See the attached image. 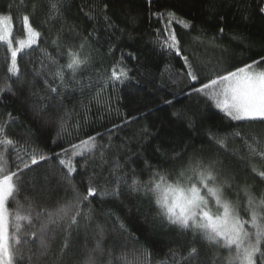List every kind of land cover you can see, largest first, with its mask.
<instances>
[{"label": "trees", "instance_id": "trees-1", "mask_svg": "<svg viewBox=\"0 0 264 264\" xmlns=\"http://www.w3.org/2000/svg\"><path fill=\"white\" fill-rule=\"evenodd\" d=\"M10 3L13 0H0V13L10 11L14 41L26 38L20 19L22 10H9ZM263 5L264 0H62V14L48 20V5L32 13V0H28L30 23L41 35L32 48L18 54V78L8 73L10 52L0 43V88L11 85L10 91L0 93V124L5 125L7 136L18 142L17 147L27 142L28 153L34 148L37 156L43 154L51 159L40 161L34 170L25 172L20 203L26 206L25 197H32L37 209L55 210L73 199V185L81 194L86 193L94 173L98 192L105 188L110 191L117 161L121 167L116 171L127 184H121L118 196L98 194L90 198L91 203L84 202L78 217L81 226L73 229L62 260L66 233L57 229L47 254L41 255L39 222L30 228L27 221L20 222L21 243L17 245L14 220L10 219L11 244L21 252L13 264H83L88 250L100 239L101 228L106 250L101 262L107 260V250L111 249L114 256L122 252L129 257L143 254L144 264H181L180 256L187 255L194 243L191 234H182L166 222L162 225L156 216L154 198L132 191L129 185L134 175L146 183L151 169H179L191 157L202 158L205 164L219 159L224 175L235 178L226 195L233 202L239 195L240 214L247 218V197L239 189L248 184L256 196L264 192V184L252 171L253 167L264 170V158L250 155L246 145L232 133L239 130L259 134L264 150V122H252L238 129L237 125L244 122L230 120L199 93L189 95L193 84L186 75L183 57H188L205 82L215 73L260 60L264 57V15L260 11ZM168 13L190 25L184 28L175 20L171 22L170 30L179 42V56L162 48L157 38L158 33L160 40L166 38ZM89 15L93 18L89 19ZM85 38L82 55H90V63L77 75L83 85L91 87L81 91L78 85L77 90L64 96L62 103L58 98L49 99L44 81L53 83L51 73L57 65L51 64L48 56L54 57L58 65H66L68 48L77 50ZM115 65L125 68L129 78L122 84H105L104 78ZM98 91L97 100L94 97ZM61 123L66 131L61 130ZM91 136L96 138V158L85 154L86 163L84 157H72L76 172L67 178V169L59 164V159H67L74 151L73 144ZM214 138H226L227 148L216 144ZM101 148L107 163L100 159ZM24 158L28 159V155ZM7 160L8 169L15 171L17 152L9 149ZM106 179L113 183L106 184ZM8 207L11 213L17 210L11 199ZM26 212V207L21 209V214ZM86 215L91 219L85 220ZM65 223L61 222V228ZM31 232H36V237ZM195 244L200 256L193 264H210L216 250L203 240ZM172 252L178 255L173 257ZM219 255H227V250L219 249Z\"/></svg>", "mask_w": 264, "mask_h": 264}, {"label": "snow or ice", "instance_id": "snow-or-ice-1", "mask_svg": "<svg viewBox=\"0 0 264 264\" xmlns=\"http://www.w3.org/2000/svg\"><path fill=\"white\" fill-rule=\"evenodd\" d=\"M45 4L48 5V20H54L62 14L60 6L62 0H32V13H35L38 7H43ZM8 7L9 10L12 7H18L22 10L20 19L26 33V38H19L14 41L13 17L10 11L8 14L0 13V43L5 44L8 52H10L8 73L18 78L20 72L17 64L18 54L25 49L32 48L41 33L32 27L30 23V15L27 11L28 0H18V3L17 0H13V3H10ZM106 7L107 5H105ZM260 11L264 12V7ZM92 18L89 15V19ZM105 19H108L106 13ZM173 20L183 25L184 28L190 27L188 22L179 19L174 13H168L167 26L164 30L166 38L160 40L159 33L157 38L162 48L173 50L179 56L181 55L179 42L175 32L170 30ZM220 31L223 32V29L221 28ZM90 35L91 33H89ZM14 43L18 46H14ZM86 43L87 38L80 43L77 50L68 48L66 65H58V61L54 57L48 56L51 64L57 65L54 73H51L53 83H49L47 79L44 81L45 90L50 94L49 99L58 98L62 103L64 96L69 91L77 90L78 85L81 91L85 87H91V84L83 85L77 75L83 67L90 63V55H82ZM183 60L187 69L186 75L193 84L189 95L199 93L211 100L215 107L230 120L244 122L237 125L238 129L244 128L252 122H264V67H260L258 70V66L264 63V57L242 67H237L235 70L215 73L206 82L201 80L198 71L189 62L187 56H184ZM117 68H119V71H117ZM65 69L68 70L67 73ZM128 78L127 70L115 65L111 70V74L104 79L105 84L112 82L114 85L117 82L122 84ZM197 82H199V86H196ZM6 89L10 91L11 85L6 84L5 87L0 88V93ZM99 96L100 92L98 91L94 99L98 100ZM60 127L62 131H66L64 123H61ZM232 135L241 139L249 149L250 155H259L264 158V150L261 149L259 134L254 132L244 133L237 130ZM214 139L216 144L222 148H227L226 138ZM17 145V141L7 136L5 125L0 124V264H13L14 257L21 255L19 248L13 249L10 244V219L14 220L15 243L17 245L21 243L22 225L20 222L27 221L29 228L39 222L41 255L47 254L50 248V240L55 238L57 229L66 233L61 248L60 259L62 260L64 251L70 246L73 229L78 230L81 226L78 217H81L80 209L84 202L91 203L90 198L98 194L118 196L121 184H127L124 176L119 175L116 171L121 165L117 161L114 166L112 175L115 176V182L110 191L105 188L104 192H98L94 182L97 174L94 173L93 177L89 178L86 193L81 194L73 185L74 197L71 201L58 206L55 210L46 207L37 209L34 207V198L32 197H25L28 200L26 206L19 201V194L24 185V174L28 170H34L33 166L40 161L51 158L43 154L37 156L34 148L31 153H28L27 142L24 145H19V147ZM71 147L74 149L71 156L67 159H59V164L67 169L65 176L69 179L76 172L72 157H84L86 163L88 157L85 154L91 155L93 159L96 158V138L94 136L88 137ZM9 149L17 152L18 163L15 171L8 169L7 154ZM65 154H67V150H65ZM25 155H28V159L24 158ZM99 156L103 163H107L104 159L105 151L103 148L100 149ZM174 163H179V161H174ZM252 171L264 184V170H257L253 167ZM149 175L150 179L146 183H141L134 175L129 187L132 191H142L145 196L154 198L156 216L162 225L166 222L167 225L176 226L182 234H191L194 243L188 248L187 255L180 256L181 264H193L194 261L198 260L200 252L195 244V241L198 240L206 241L208 246L216 250L212 255L210 264H264V192L256 196L252 191V186L248 184L239 189L247 197V206L244 208L247 218H245L240 214L239 195L237 196V202H233L226 195V190L232 188V181L235 178L224 175V167L219 159L210 160L205 164L202 158L191 157L187 164L179 169L158 167L151 169ZM105 182L106 184L113 183L107 179ZM10 199L17 206L14 213L9 211ZM25 207L27 212L21 214V209H25ZM83 218L85 220L91 219L90 215ZM62 221H66L63 228H61ZM49 225H54L55 228L50 230ZM120 227L123 229L124 225L121 224ZM36 235V232H31V236L36 237ZM99 236L100 239L96 240L95 247L88 250V255L83 264H144L143 254L133 253L129 257L126 252H122L121 255L114 256L111 249L107 250V260L101 262V257L106 252L102 246V228ZM219 249H226L227 255L220 256ZM171 254L173 257L178 255L175 252ZM205 264H208V262L206 261Z\"/></svg>", "mask_w": 264, "mask_h": 264}, {"label": "rangeland", "instance_id": "rangeland-1", "mask_svg": "<svg viewBox=\"0 0 264 264\" xmlns=\"http://www.w3.org/2000/svg\"><path fill=\"white\" fill-rule=\"evenodd\" d=\"M264 15V14H263ZM12 27H13V23H12ZM16 39H19V38H16ZM14 46H18V45H16L15 43H14ZM259 70V69H258ZM213 204H214V202H213ZM246 227H247V225H246ZM9 234H10V230H9ZM10 244H11V239H10ZM11 247H12V244H11ZM13 248V247H12Z\"/></svg>", "mask_w": 264, "mask_h": 264}, {"label": "built area", "instance_id": "built-area-1", "mask_svg": "<svg viewBox=\"0 0 264 264\" xmlns=\"http://www.w3.org/2000/svg\"><path fill=\"white\" fill-rule=\"evenodd\" d=\"M263 7H264V5H263ZM263 14H264V12H262Z\"/></svg>", "mask_w": 264, "mask_h": 264}]
</instances>
